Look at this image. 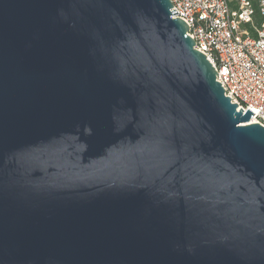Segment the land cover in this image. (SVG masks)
<instances>
[{"label":"water","instance_id":"water-1","mask_svg":"<svg viewBox=\"0 0 264 264\" xmlns=\"http://www.w3.org/2000/svg\"><path fill=\"white\" fill-rule=\"evenodd\" d=\"M170 0H0V264H264V127Z\"/></svg>","mask_w":264,"mask_h":264},{"label":"built area","instance_id":"built-area-1","mask_svg":"<svg viewBox=\"0 0 264 264\" xmlns=\"http://www.w3.org/2000/svg\"><path fill=\"white\" fill-rule=\"evenodd\" d=\"M225 96L264 127V0H170ZM258 21V23H257Z\"/></svg>","mask_w":264,"mask_h":264},{"label":"trees","instance_id":"trees-1","mask_svg":"<svg viewBox=\"0 0 264 264\" xmlns=\"http://www.w3.org/2000/svg\"><path fill=\"white\" fill-rule=\"evenodd\" d=\"M257 23H258V21H257Z\"/></svg>","mask_w":264,"mask_h":264}]
</instances>
